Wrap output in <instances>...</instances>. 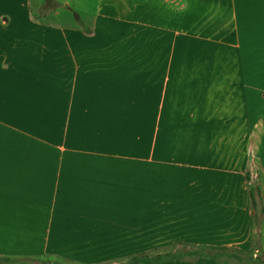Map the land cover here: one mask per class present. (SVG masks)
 <instances>
[{"label": "crops", "instance_id": "1", "mask_svg": "<svg viewBox=\"0 0 264 264\" xmlns=\"http://www.w3.org/2000/svg\"><path fill=\"white\" fill-rule=\"evenodd\" d=\"M69 10L0 0V264L255 250L264 0Z\"/></svg>", "mask_w": 264, "mask_h": 264}, {"label": "trees", "instance_id": "2", "mask_svg": "<svg viewBox=\"0 0 264 264\" xmlns=\"http://www.w3.org/2000/svg\"><path fill=\"white\" fill-rule=\"evenodd\" d=\"M247 179L249 181L251 180L250 173L247 174ZM250 197L255 211V223L258 229L257 234L260 237V227L264 220V203L260 184H252ZM224 250L225 248L198 247L192 244H182L168 253L136 255L114 264H198L203 261H212L217 264H264L263 259L245 260L244 258L238 257L234 251ZM34 262L32 260H14V264H33Z\"/></svg>", "mask_w": 264, "mask_h": 264}, {"label": "rangeland", "instance_id": "3", "mask_svg": "<svg viewBox=\"0 0 264 264\" xmlns=\"http://www.w3.org/2000/svg\"><path fill=\"white\" fill-rule=\"evenodd\" d=\"M51 1L53 0H47L48 3H51ZM58 1L59 3H61V5H57V4H48L46 2V0H41V4H39L40 0H31V7H32V10L34 12V14H43V13H51L53 10H55V8H59V10H62V11H65L67 12L66 10H72V9H75V10H84L85 8L89 11H91L92 9H94L95 7V4H96V0H56ZM67 1L69 3V5L67 7L64 8V5L63 3ZM69 10V11H70ZM58 22V20L56 19H47V22ZM253 176L251 177L252 180V184L253 183H257V184H260L262 185V179H261V175H260V172H259V168L258 166L255 164L254 166V169H253ZM255 250L257 248H259V244H260V237L258 236V234L255 235ZM255 250L249 252V253H245V252H242V251H239V250H235V249H226L224 251H234V253H236V255L240 258H244L245 260H252V259H256V258H260V259H263L264 260V257L263 256H258L255 258L253 255L255 254ZM33 264H46L45 262H34Z\"/></svg>", "mask_w": 264, "mask_h": 264}]
</instances>
